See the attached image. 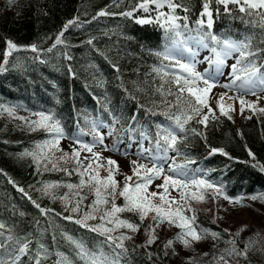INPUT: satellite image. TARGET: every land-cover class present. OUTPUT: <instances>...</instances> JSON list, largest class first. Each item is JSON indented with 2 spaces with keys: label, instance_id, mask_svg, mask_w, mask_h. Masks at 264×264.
Returning <instances> with one entry per match:
<instances>
[{
  "label": "trees",
  "instance_id": "16d2710c",
  "mask_svg": "<svg viewBox=\"0 0 264 264\" xmlns=\"http://www.w3.org/2000/svg\"><path fill=\"white\" fill-rule=\"evenodd\" d=\"M142 2L16 0L12 4L10 0H0V63H3L8 40L22 46L9 57L7 71L0 73V222L6 225L5 236L11 230L14 237L31 241L29 252L22 255L17 264H35L39 243H43L50 253L42 264H56L59 259L57 252L64 253L75 264H83L76 257L74 246L64 238V233L82 241L93 251L102 250L110 260L118 259L119 264H179L164 248L167 241L165 231L159 235L160 230L155 229L156 243L148 245L150 226H143L144 221L141 222L133 212L117 213V216L138 224L139 231L118 228L111 233L114 237L121 234L132 237L123 241L124 249L106 242L104 235L76 224V219L92 210L96 199L94 183L88 182L90 175L84 173L81 176L84 171L74 166L55 162L56 167L53 168L50 163L52 154L43 142L51 139L54 133L30 131L25 121L19 119L27 118L24 114L54 113L64 135L81 142L94 139L95 123L96 130L102 133L105 140L113 141L117 146L121 142L130 145L136 142L140 150L150 147L153 154L157 153V125L176 129L182 138L176 145L178 151L170 149L172 164L185 165L190 176L202 172L229 198L264 197V172L259 167L264 165V115L251 109L247 110V114L234 110L229 113L232 117L229 119L217 113L208 115L205 126L197 123L207 114L202 107L200 116L185 125L187 131L180 132L174 121L164 113L181 115L187 111L189 94L185 91L177 102L174 76L161 70L155 71L173 65L172 60L165 59L163 55L173 42L191 49L202 47L199 37L212 32L221 41L250 43L249 50L255 53L254 60L264 72V19L259 15L264 9L253 10L249 14L241 12L239 5L229 4L226 11L224 5L210 0L213 25L209 29L206 26L207 17L201 16L204 0H174L182 5L174 13L180 18L177 23L182 33L181 37H176L174 32L166 30L162 19L160 22L156 20L160 12L173 14L171 10L166 5L157 9L149 4L150 10L145 12L137 7ZM185 8L188 11H184ZM101 10L109 15L93 20ZM124 12H133V15H121ZM77 17L82 23H90L83 24L81 28H69L64 34L65 44L47 52L64 24ZM140 19H151L153 22L140 24L137 22ZM201 19L205 21L203 26L198 25ZM89 39H93L91 45L85 43ZM207 43L209 50L216 47L220 51L223 47L211 41ZM32 44H36L41 51L32 52L27 47ZM69 56L71 59L67 58ZM5 107L14 108V114L9 115L3 110ZM191 129L203 135L193 133ZM142 134L150 139H143ZM38 144L42 148H37ZM212 148H222L228 155L219 152L210 155ZM26 150L36 152L41 157L39 162L31 155H22ZM249 150L254 157L249 155ZM131 162L128 161L133 170ZM132 177L133 180L128 182L132 186L135 182H143ZM81 179L86 181L84 186L67 187L79 186ZM45 185L55 187H49L45 192ZM19 188H23L42 208L48 209L47 214H42ZM65 196L67 199H61ZM80 197L84 199L79 204V210L70 211ZM115 203L123 206L125 200L117 194ZM110 207L111 200L108 205L99 206L100 212ZM69 215L73 220L64 219ZM195 217L197 231L208 230L209 235L219 231L220 226L204 212L198 211ZM88 223L95 226L101 222L95 219ZM239 230L240 226L236 228V231ZM228 232L226 238L219 236L215 239L221 243L220 256L224 255L229 264H264V222L253 225L252 230L240 231L239 236L230 230ZM4 238L0 237V241ZM232 239L236 240V247L241 251L250 239L256 244L247 258L230 257L224 250L231 247L226 242ZM16 248L18 245L13 243L7 250L0 249V261L10 264V257L15 255ZM219 255L215 254L201 264H213V258Z\"/></svg>",
  "mask_w": 264,
  "mask_h": 264
},
{
  "label": "snow or ice",
  "instance_id": "6c2138e0",
  "mask_svg": "<svg viewBox=\"0 0 264 264\" xmlns=\"http://www.w3.org/2000/svg\"><path fill=\"white\" fill-rule=\"evenodd\" d=\"M115 2V0H114ZM10 3L15 4L16 0H10ZM216 3L225 6V10L227 11V6L229 4L239 5V10L241 12H249L252 13L253 10H261L264 9V0H216ZM149 4L155 5L157 9H161L165 7V5L171 10L173 14H165L160 12L157 16V22H160L162 19L164 21L163 26L166 30H170L174 32L176 37H181L182 33L179 31L181 27L177 21L180 19L176 16L175 10L180 8L182 5L179 3L174 2V0H143L137 7L143 9L145 12H148ZM136 9H133L135 11ZM184 11H188L187 8ZM109 15V13L105 10H101L97 13V16H94L92 19L95 20L98 16H105ZM124 16H132L133 12H124L121 13ZM259 15L264 19V11L259 12ZM202 17H207V28L211 29L213 25V13L210 10V0H204L203 3V11L201 13ZM186 20L187 17H184ZM140 24H148L152 23L151 19H140L137 21ZM90 23V21L80 22L78 17L68 20L63 29L56 35L55 42L52 44L50 48H48L47 52H52L53 49L57 47V45L65 44L64 41V34L65 32L71 28H81L83 24ZM205 21L203 19L198 21V25L203 26ZM187 27V25H184ZM200 42L203 44L204 47H208L207 41L214 42L217 45L222 44L223 47L220 51H217L216 47H212L211 51L215 53V60H209L210 63H214L217 65L216 74H221V66L225 64V58L231 56L233 52L238 53V58L236 63H234L231 68L232 71L230 75L233 77L231 84H226L224 87L231 88L235 87L238 90H246V91H253L257 87V85H264V72L261 71V67L257 65L254 60L255 53L250 51V43L245 42H235L230 40H223L221 41L219 37H217L212 32H206L204 35L199 37ZM7 48L3 53V63H0V73L7 71L6 65L8 64L9 57L16 51L21 50L22 46H18L13 41L8 40ZM85 43L91 45L93 43V39L87 40ZM30 50L34 53H39L41 50L38 49L36 44H32L27 46ZM188 52H192L191 48L186 49ZM158 55H161L158 53ZM165 59H174L170 54H163ZM38 58V56H37ZM71 59V57H67ZM208 59V58H206ZM44 62V61H41ZM238 65H241L238 67ZM174 66H178L184 73L187 75H180L179 73L174 74L173 80L177 87V94L176 100L179 102L182 99L183 93L185 91L189 94V99L187 100V111L182 112L181 115H169L168 113H164V115L168 116L169 120L174 121L176 127L180 130V132H186L185 125L193 120L196 117L200 116L202 106L208 108V112H213V109L208 103V96L213 87H215V81L211 76H205L200 72L195 70L194 63H181L179 60L176 61ZM113 67H116L113 65ZM119 71V69H116ZM71 72V69H69ZM155 71L159 72L160 69H155ZM239 81L240 83H236ZM202 82L204 87L199 88L197 87V83ZM171 94V92L169 93ZM224 94H221L220 100L217 102V106L219 111L222 115L227 116L229 119H232L231 115L229 114L231 111H234L232 105L228 106V109H225L223 101ZM231 99V98H229ZM245 101L243 98H240L241 104V113L244 111ZM248 108L252 111H259L264 113V108H256L255 103H248ZM2 107V106H0ZM7 111L9 115H13L15 109L5 107L3 109ZM33 115L37 116L38 119L36 120H28L25 117H19L20 120L25 121L28 125L30 131H37L38 129H42L48 133H54L55 136L52 141H44L43 145H49L50 147H57L59 144L60 138L64 136L63 128L61 127L60 121L55 117L54 113H45V112H38L33 113ZM251 118V117H249ZM133 120L135 117L132 118ZM209 117L205 114L202 118L197 120V123L207 125ZM118 122V121H117ZM193 133H196V129H191ZM93 136L94 140L98 141L100 144H103V135L96 130V125L93 123ZM111 134V133H109ZM198 135H203L202 133H196ZM143 139H150L146 134H142ZM156 140H155V147L157 149L158 154L153 155L151 148H141L140 155L146 156V158L154 161L152 167H148L145 164H138L137 161L133 160L131 163L133 165V176L137 177L138 180L143 182H135L134 186L130 185L128 182L133 180L132 176L125 177V184L122 190L119 191V196L123 197L125 200V204L123 206H118L115 203L116 195H117V188L118 182L113 177V169L111 166L115 165L116 170H118L119 165L116 161L109 158L107 163L109 165V175L106 178L101 179L98 174L96 176H90L89 181H95L93 185V190L95 192L96 199L93 201L92 210L85 212L83 217L80 219H76L75 223L83 226L84 228L89 229L92 232L98 233L100 235H104L106 237V242H112L115 244L116 248L124 249V240L131 239V236H127L121 234L119 237H114L111 233L115 232L118 228H128L133 232L139 231V225L133 222H130L127 219H121L117 216V213L122 212H133L139 216L140 221H144L148 218L149 213H154L151 216V219L154 222V226H150L148 229V239L146 243L148 245L153 244L157 237L155 235V229L160 227L162 223L167 221L170 225L176 226L181 229L179 233H177L175 237V241H179L183 244L185 248H190L193 242H199L209 235L208 230L197 231V227L195 226L194 222L196 220L195 215L191 217L185 215V211L191 209H185L183 207L177 206L175 208L172 205H178L179 202L175 200V198H170L169 187L176 188L180 191L181 200H186V193L183 189H188L189 187H195L197 189H202L204 187L216 189V185L208 180L205 179H187L188 173L185 170V165H176L173 163L169 166V172L174 173V175H165V169L163 165L157 166L155 161L163 160L167 157V153L170 149H176V145L180 137L177 134V131L170 127H165L163 125H157V133H156ZM80 144L81 150L87 151L92 154L93 157L99 159L100 153L93 152V148L95 147V143H83L79 140L76 141ZM37 148H42V145L38 144ZM162 152L163 155H159ZM222 153L223 155L227 156L228 153L225 152L222 148H212L210 150V155L215 153ZM22 155H31L34 160L39 162L41 158L36 152H28L27 150ZM68 153H65L59 159H65L68 157ZM249 155L254 157V154L249 150ZM71 156L79 161L80 150L73 149ZM87 159V157H85ZM187 163H193V161H188ZM56 167V164L53 163V168ZM101 167L100 165L97 168ZM260 170L264 172V165H260ZM92 168V164L89 163L88 168L84 169V172H81V176L84 175L89 169ZM141 171H143L144 175L141 177ZM2 173V170H0ZM70 174V173H69ZM4 175H7L4 173ZM157 177L163 178V184L157 185L158 188L164 189L163 193L158 192H148V185L151 184L152 180ZM181 177V178H177ZM11 182V181H10ZM86 181L81 179V184L79 186L68 185L67 187H82L84 186ZM49 187H55V185H45L44 191L47 192ZM19 191L24 194V196L28 197L31 200L32 204L39 209L42 214H47L49 211L48 209L42 208L39 203L35 200H32L31 196L23 189L19 188ZM219 194H222L220 189H216ZM103 193H106L103 194ZM159 197L160 203L157 204L154 202V198ZM191 198L202 201L204 199L203 195H197L196 192L191 193ZM225 199H230L226 195L224 196ZM264 197H252V199H257ZM61 199H67V196L61 197ZM84 197H80V200L77 202L75 206H73L70 211L77 212L79 210V204L82 202ZM237 198V202H238ZM111 200V207L102 213L100 212V205H108L109 201ZM167 205L168 207H165ZM99 213V215H97ZM22 215V214H21ZM64 219L66 220H73L72 216H65ZM99 219L101 223L93 226L88 223L90 220ZM113 225L109 227L108 225ZM6 225L0 222V237H5L2 241H0V249L7 250L9 247H12L13 243L18 245V248L15 249V255L10 257V264H17L20 260L22 255H25L29 252L30 243L27 238H17L11 234V230H8V234L5 236ZM244 229H240L235 233V236L240 235V231ZM227 231V230H225ZM64 238L74 246L76 257L83 262V264H119L118 259H109L102 250L93 251L89 249L82 241L76 240L73 236L64 233ZM211 237L215 239H219V233L212 232ZM55 239V237H53ZM117 241H119L117 243ZM174 243L173 239H169L164 244V248L167 249L171 247ZM230 248L224 250L230 257H240L243 256L247 258L248 252L255 247L256 241L250 239L248 243L245 245V248L241 251L238 250L236 247V240L232 239L227 241ZM126 251V249H125ZM50 255L48 248L43 244L39 243V247L36 252L35 256V264H42V260L46 259ZM57 257L59 259L56 261V264H75V261L69 259L64 253L57 252ZM167 255V252H165ZM205 255H207L205 253ZM119 256V253H117ZM229 264L228 260H225L224 255L220 257L213 258V264ZM0 264H4L3 261H0Z\"/></svg>",
  "mask_w": 264,
  "mask_h": 264
},
{
  "label": "rangeland",
  "instance_id": "374dc122",
  "mask_svg": "<svg viewBox=\"0 0 264 264\" xmlns=\"http://www.w3.org/2000/svg\"><path fill=\"white\" fill-rule=\"evenodd\" d=\"M186 49L187 47H181L178 42H173L170 46H168L164 54H170L172 57H174V59H171L173 65H167L168 67L163 66L160 68V70L167 72L168 74H172L173 76L177 73L180 75H187L178 66H174L176 61L179 60L181 63H194L195 70L197 72L205 74L206 77L211 76L215 81V87H213L209 93L208 103L213 109V112L209 113L208 108L202 106L204 112L207 113V115L214 116L217 113H220L217 102L220 100L221 94H224V99L221 102L224 103L225 109H228V106L232 105L236 112H241L240 98H243L246 102L244 105L243 114H247V110L250 109L247 106L248 103H255L257 109L264 108V85H257L253 91L238 90L235 87H224V85L231 84L232 82L233 77L230 75L232 71L231 66L236 63L239 55L238 53L233 52L231 56L225 58V64L221 66V74L217 75V65L209 62V60H215V53L203 46L192 47V52H188ZM240 66L241 65H238V67ZM236 83L238 84L240 82L237 81ZM196 86L199 88L204 87L202 82H198ZM257 112L264 115V113H261L258 110ZM24 116H26L28 120L38 119V117L33 114H24ZM39 130L42 129H38L37 131ZM54 136L55 134H53L51 139H48L47 141H52ZM76 141L77 140H72L64 135L62 138H60L57 147H50L49 145L48 147H45L46 150L52 154L50 163L53 164L56 162L58 165L74 166L75 169L81 171H84V169L88 168L89 163H91L92 168L85 173L90 176H96L98 174V176L103 179L109 175V165L107 160L111 158L119 165L118 170H116L115 165L111 166L113 169V177L118 182L117 194L120 188L123 189L124 187L125 177L133 176V170H131L128 161L135 160L138 164H145L148 167H152L154 162L146 158V156H141L139 154L141 150L136 142H133L131 145L128 142H121L120 145L117 146L115 142L105 139H103V144H100L98 141H95L92 138L87 141H82L83 143L89 144L95 143L93 152L100 153V158L97 159L93 157L91 153L81 150L80 144ZM144 146H146V143H144ZM73 149L80 150V163L77 162L76 158L71 156ZM65 153L69 154L68 157L65 159H59ZM171 153L172 151L170 150L168 151L167 157L165 159L155 161L158 167L163 165L165 169V175H174V173L169 172V166L172 165ZM157 154L158 152L154 153L153 155L155 156ZM159 155H163V153L160 152ZM85 157H87V159H85ZM98 165L101 167L97 168ZM142 175H144V173H141V176ZM192 178L205 179L214 183L209 178L204 176L202 172H199L197 176H187V179ZM91 183L95 184V181H91ZM160 184H163V178H154L151 184L148 185V192L163 193L164 189L157 187V185ZM216 189H220L222 194H219ZM216 189L207 187L197 189L195 187H189L188 189H183V191L186 193V200H181L180 191L170 186L168 195L170 198H175V200L179 202L178 205H172L173 208L180 206L185 209H191L185 211V215L191 217L198 211H202V213L204 212L206 215H208L216 225L220 226L219 231H216V233H219L221 238H226L228 236V230L235 234L237 232L236 228L238 226H240V229H244L241 232H245L246 229L252 230L253 225L258 226L259 222H264V199H252L254 196H239L237 202V198L225 199V194L223 193L221 187L216 185ZM193 192H196L197 195H203L204 199L202 201L192 199L191 193ZM103 194L106 195V193ZM154 202L159 204V197L154 198ZM165 207L168 206L165 205ZM152 215H154V213H149L148 218L144 220L143 226L145 224H147V226H154V222L151 219ZM156 230H160L158 233L159 235L161 231H165L164 236H166V240H174L173 245L167 248V250L172 255V259H175V261L179 264H201L202 261L208 259L209 257H213L215 254L219 255L222 252L220 249V240L215 241L210 235L199 242H193L190 248H185L182 243L175 241L177 233L181 231L180 228L170 225L167 221H165L160 227L156 228ZM205 253L207 255H205Z\"/></svg>",
  "mask_w": 264,
  "mask_h": 264
}]
</instances>
